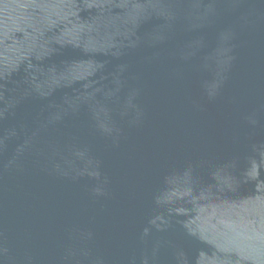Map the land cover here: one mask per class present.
Wrapping results in <instances>:
<instances>
[{
    "label": "water",
    "instance_id": "obj_1",
    "mask_svg": "<svg viewBox=\"0 0 264 264\" xmlns=\"http://www.w3.org/2000/svg\"><path fill=\"white\" fill-rule=\"evenodd\" d=\"M0 264H264V0H0Z\"/></svg>",
    "mask_w": 264,
    "mask_h": 264
}]
</instances>
